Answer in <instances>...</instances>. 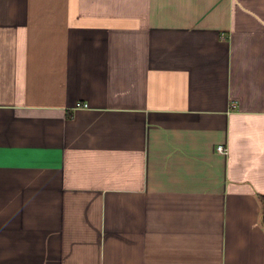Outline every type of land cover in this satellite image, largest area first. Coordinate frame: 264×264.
<instances>
[{
  "label": "crops",
  "instance_id": "obj_1",
  "mask_svg": "<svg viewBox=\"0 0 264 264\" xmlns=\"http://www.w3.org/2000/svg\"><path fill=\"white\" fill-rule=\"evenodd\" d=\"M0 264H264V0H0Z\"/></svg>",
  "mask_w": 264,
  "mask_h": 264
},
{
  "label": "built area",
  "instance_id": "obj_2",
  "mask_svg": "<svg viewBox=\"0 0 264 264\" xmlns=\"http://www.w3.org/2000/svg\"><path fill=\"white\" fill-rule=\"evenodd\" d=\"M80 105H83V106H87V103H80V102H78L77 103V106H80ZM217 149L220 151V152H223V153H225L226 151H227V148L224 146V145H222V144H220V145H218L217 146Z\"/></svg>",
  "mask_w": 264,
  "mask_h": 264
}]
</instances>
